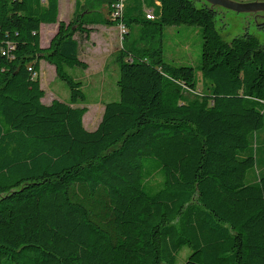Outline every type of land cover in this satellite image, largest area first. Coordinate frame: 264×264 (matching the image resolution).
<instances>
[{
	"label": "trees",
	"instance_id": "obj_1",
	"mask_svg": "<svg viewBox=\"0 0 264 264\" xmlns=\"http://www.w3.org/2000/svg\"><path fill=\"white\" fill-rule=\"evenodd\" d=\"M122 3L120 10L116 4ZM151 10V17L147 11ZM195 0H0V264H264V43ZM42 23H57L40 45ZM199 26L197 67L163 30ZM124 26L117 98L93 130L76 35ZM67 100L43 103L40 61ZM197 71L202 83L197 89ZM264 170V165H263Z\"/></svg>",
	"mask_w": 264,
	"mask_h": 264
},
{
	"label": "rangeland",
	"instance_id": "obj_2",
	"mask_svg": "<svg viewBox=\"0 0 264 264\" xmlns=\"http://www.w3.org/2000/svg\"><path fill=\"white\" fill-rule=\"evenodd\" d=\"M60 1L62 15L66 17L72 8V0ZM195 3L197 6L208 4L205 0H195ZM215 11V26L224 39L230 40L236 35L248 32L264 43V12H234L220 6H216ZM54 27V23L41 24L40 45L42 47L48 44ZM118 31L114 28L111 35L109 34L110 39H108L106 28H98L95 35L88 39L76 35L80 42V56L88 62L89 67L85 70L73 67L69 68L68 72L83 83L82 88L86 94V106L88 107V111L83 116V125L87 130H93L100 121L104 102L117 98L118 66L112 56L121 45L122 35ZM162 38L166 61L177 65H190L194 68L199 65L202 45L199 26L185 24L166 26ZM39 79L41 88L44 90L43 103L47 104L55 98L68 99L69 90L66 82L56 76L54 66L44 59L40 61ZM203 84L205 85L206 82L202 83L201 74L197 71L196 88L201 89ZM257 145L258 157L264 159V129L258 132ZM263 165L258 166L260 173L264 172ZM187 252V248L183 250V256L178 259L177 264L183 263V257Z\"/></svg>",
	"mask_w": 264,
	"mask_h": 264
},
{
	"label": "water",
	"instance_id": "obj_3",
	"mask_svg": "<svg viewBox=\"0 0 264 264\" xmlns=\"http://www.w3.org/2000/svg\"><path fill=\"white\" fill-rule=\"evenodd\" d=\"M205 2L208 3L211 8L220 6L234 12H264V1L261 0L247 2H237L233 0H205Z\"/></svg>",
	"mask_w": 264,
	"mask_h": 264
},
{
	"label": "crops",
	"instance_id": "obj_4",
	"mask_svg": "<svg viewBox=\"0 0 264 264\" xmlns=\"http://www.w3.org/2000/svg\"><path fill=\"white\" fill-rule=\"evenodd\" d=\"M67 2H69L70 0H66ZM74 6H75V0H72V8L71 10H69L68 14L65 16L62 15V9H61V1L58 0V20H63V21H67L73 13L74 10ZM51 24V23H50ZM55 27L52 29L51 31V37L54 34L56 28H57V23H54ZM98 28H106V32L108 34V39H110L111 37L109 36V34L111 35V32L114 30V28H116V30L118 31V26H104V25H98L95 26L94 30L91 32L90 37H92L93 35H95V33L97 32ZM119 32V31H118ZM51 37H49V41L51 39ZM80 50V47H79ZM81 57V56H80ZM86 57V56H85Z\"/></svg>",
	"mask_w": 264,
	"mask_h": 264
},
{
	"label": "built area",
	"instance_id": "obj_5",
	"mask_svg": "<svg viewBox=\"0 0 264 264\" xmlns=\"http://www.w3.org/2000/svg\"><path fill=\"white\" fill-rule=\"evenodd\" d=\"M121 8H122V3H117V4H116V9H117V10H120ZM151 15H152V14H151V10H148V11H147V17L149 18V17H151ZM118 28H119V31H120V33H121V35H122V34L124 33V31H125V30H124V26H123V25H119Z\"/></svg>",
	"mask_w": 264,
	"mask_h": 264
}]
</instances>
